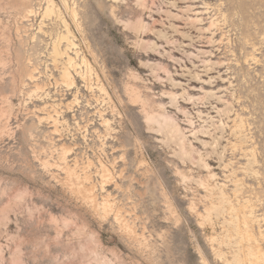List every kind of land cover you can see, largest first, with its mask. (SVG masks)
Here are the masks:
<instances>
[{"label": "rangeland", "instance_id": "374dc122", "mask_svg": "<svg viewBox=\"0 0 264 264\" xmlns=\"http://www.w3.org/2000/svg\"><path fill=\"white\" fill-rule=\"evenodd\" d=\"M48 1L0 0V264H245L250 249L264 253V0H73L77 22L61 0L43 17ZM61 36L87 62L70 87L53 54ZM130 86L195 150L183 157L179 136L152 130ZM219 187L233 222L204 221Z\"/></svg>", "mask_w": 264, "mask_h": 264}, {"label": "bare ground", "instance_id": "6f19581e", "mask_svg": "<svg viewBox=\"0 0 264 264\" xmlns=\"http://www.w3.org/2000/svg\"><path fill=\"white\" fill-rule=\"evenodd\" d=\"M47 1V0H46ZM64 4V7H66V9L68 10L69 14L71 15L70 18H72V20L74 22H77V12L75 10V8L73 7L74 6V1L72 3V8L71 7H68L67 6V0H61ZM112 1H117V0H112ZM56 6V5H55ZM112 10V9H111ZM115 10V9H114ZM113 11V10H112ZM54 12H57L56 9H54V3L52 0H49L48 3H47V6L45 7V10H44V13H43V17H48L49 15H51L52 13L54 14ZM59 12V11H58ZM57 12V13H58ZM59 14V13H58ZM56 14V16L58 15ZM69 15V16H70ZM114 15V14H113ZM59 16V15H58ZM115 16V15H114ZM50 17V16H49ZM117 20V19H116ZM65 21V20H64ZM72 21V22H73ZM73 22V23H74ZM66 23V22H65ZM68 24V23H66ZM78 25V24H77ZM137 25V24H136ZM135 25V26H136ZM67 26L68 25H65L66 29H67ZM64 27V28H65ZM135 28V27H133ZM70 30V29H69ZM70 32L68 31L67 29V33L66 35H70L69 34ZM60 35V34H59ZM60 41H64L66 43V46H65V49L64 50H61L59 49V45H60ZM74 41H71L68 37H63L61 36L57 43L53 45V54L56 56V58L58 57H62V56H65V61H64V70L62 71V74H61V78L63 79V81L65 82V84L70 87L72 85H74V79L70 73L71 69L76 71L78 68L81 69V67H85L86 69L87 68V62H86V59L85 58H81V60H79V62H77L76 60L78 59H74L72 57L69 56V51L70 50H73L74 54L78 57V52L77 51H74L76 46L75 44L73 43ZM54 56V57H55ZM63 58V57H62ZM63 65V64H62ZM77 74V73H76ZM80 77L81 78H84L83 74H81V71L79 73ZM97 80V79H96ZM97 82H99V80H97ZM38 85V84H37ZM99 88V91L101 93H103L104 95H107L106 93V89L102 86V85H99L98 86ZM127 91H129V96H130V100L131 102L133 103H140L141 104V107L142 109L145 111V121L146 123L148 124V126H150V128L152 130L154 129H157L158 131H163V132H166V133H169L173 136H179L180 137V142L179 145L181 147V151H182V155H184L183 157H186L189 155V152L190 151H194L195 149L193 148V146H191L190 144L188 145V149L189 151H187V146H186V141L185 140V137L182 135L181 131H180V128L179 126L175 123L174 119H172V117H170L168 114L165 113L164 109L162 106H160V109L161 111L158 112L157 114H154V110L153 112H149L147 111L148 107L151 106V103L150 101L148 100H145V99H142V96H141V93L139 91H137V89L134 87V86H130L127 88ZM168 94V93H167ZM169 97L171 98V100H175L177 97L176 95H174L173 93L171 94H168ZM171 101V102H172ZM156 109V108H155ZM102 113V112H101ZM103 125L105 126V129L107 131V133H109V131L112 130L111 126H110V123L108 120L106 119H103L102 121ZM237 127V125H236ZM176 139V138H175ZM64 160H65V157H64ZM102 170H103V173L105 172L104 171V167L101 166ZM67 173V176L71 177L73 175V171H71L69 168H67V170L65 171ZM110 176L109 175H103V178L104 179H107L109 178ZM206 189V188H205ZM212 189V188H210ZM94 190V187L91 186L89 189H86V190H83V193L84 195L86 196V199L91 201V202H95L96 200L93 198V195H92V192ZM209 190V189H208ZM210 191V190H209ZM239 193V192H238ZM92 195V196H91ZM224 192L219 188L217 189H212L210 191V206H209V209L206 210V216L204 217V221H209L210 219V216H212L213 214L217 215V218L218 216H222L221 219L223 218L224 222H233L232 219L230 218L234 213V211L237 209H232L230 203L228 200L224 199L226 197H224ZM236 195V194H235ZM207 196V194H206ZM237 196V195H236ZM235 198V197H234ZM231 199V198H230ZM233 200V199H232ZM209 201V200H208ZM90 202V203H91ZM233 202V201H232ZM94 204V203H93ZM98 207H100L99 209L101 210V212L103 213V215L107 216L108 213L110 211H112L113 209V205L111 203L108 202V200H104L100 205L96 204ZM235 205V204H234ZM243 205V204H242ZM241 205V206H242ZM95 206V205H94ZM194 206V205H192ZM227 207V208H226ZM244 207V206H243ZM242 209L240 208V211ZM245 210V209H244ZM239 211V212H240ZM200 214V213H199ZM237 214V213H236ZM244 214V213H243ZM202 217V215H200ZM204 216V215H203ZM226 216H228L229 218L227 219ZM246 216V215H245ZM241 217H243L241 215ZM172 218H176V217H173ZM226 218V219H225ZM247 218V217H246ZM119 219V218H118ZM245 219V218H244ZM123 221V220H122ZM121 221V222H122ZM234 222H238V221H234ZM249 222V221H247ZM244 223V222H242ZM235 224V223H234ZM237 225V223H236ZM239 225V223H238ZM247 228V227H246ZM240 229L237 228V234L238 236H240L242 239H247V240H250L252 238V234L251 232L248 230V231H239ZM245 230V229H244ZM240 239V238H239ZM238 239V240H239ZM241 239V240H242ZM243 241V240H242ZM241 241V242H242ZM255 242V241H254ZM249 245V244H248ZM253 246V245H252ZM256 246V244H255ZM249 249V248H248ZM83 251V250H82ZM248 251V250H247ZM240 252V251H239ZM94 255V254H93ZM237 255V254H236ZM236 255H234V257H236ZM221 256V255H219ZM239 257V256H238ZM222 258V257H221ZM243 258V257H242ZM237 259V258H236ZM235 260V258H234ZM244 261L245 264H264V253L262 252V250L260 249L259 245L250 249L248 252H246V256L244 259H242ZM97 262L99 263L100 261L97 260ZM237 262V261H236ZM241 264V263H240Z\"/></svg>", "mask_w": 264, "mask_h": 264}]
</instances>
